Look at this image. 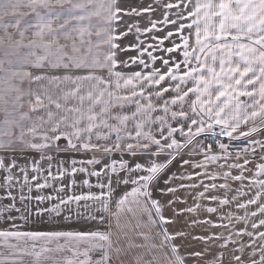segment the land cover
<instances>
[{"label": "snow or ice", "instance_id": "snow-or-ice-1", "mask_svg": "<svg viewBox=\"0 0 264 264\" xmlns=\"http://www.w3.org/2000/svg\"><path fill=\"white\" fill-rule=\"evenodd\" d=\"M0 264H264V0H0Z\"/></svg>", "mask_w": 264, "mask_h": 264}, {"label": "crops", "instance_id": "crops-1", "mask_svg": "<svg viewBox=\"0 0 264 264\" xmlns=\"http://www.w3.org/2000/svg\"><path fill=\"white\" fill-rule=\"evenodd\" d=\"M150 35V34H149ZM159 35V34H158ZM130 38V37H129ZM129 38H126V39H129ZM167 43V42H166ZM126 55H135V53L133 52V53H127ZM189 250H191V249H189Z\"/></svg>", "mask_w": 264, "mask_h": 264}]
</instances>
